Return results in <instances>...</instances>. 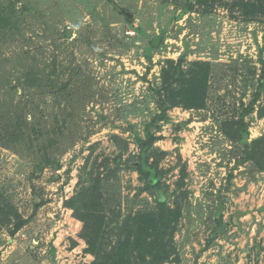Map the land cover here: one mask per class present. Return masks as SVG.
<instances>
[{"label": "rangeland", "instance_id": "1", "mask_svg": "<svg viewBox=\"0 0 264 264\" xmlns=\"http://www.w3.org/2000/svg\"><path fill=\"white\" fill-rule=\"evenodd\" d=\"M112 1L0 0L4 11L13 6L21 14L19 25L0 30V99L11 111L28 105V118L36 115L44 130L43 136L28 130L27 145L7 144L2 136L9 124L0 116V197L27 219L14 234L12 226L2 228L0 264L95 260L81 236L83 222L66 200L86 171L106 173V160L114 169L122 148L114 134L129 142L124 159L139 152L136 133L144 137L160 113L162 70L182 57L185 67L210 61L213 74L203 107H174L152 130L155 147L166 152L159 167L163 188L180 213L172 258L264 264V171L243 162L242 145L223 124L253 103L245 117L248 141L264 135V16L247 20L239 9L188 7L187 0ZM162 32L163 44L149 57L150 38ZM62 83L68 94L60 93ZM46 143L60 168L37 166ZM119 181L124 207L142 208L157 198L137 170L124 168Z\"/></svg>", "mask_w": 264, "mask_h": 264}, {"label": "trees", "instance_id": "2", "mask_svg": "<svg viewBox=\"0 0 264 264\" xmlns=\"http://www.w3.org/2000/svg\"><path fill=\"white\" fill-rule=\"evenodd\" d=\"M112 2L119 10L118 5ZM187 2L188 7L199 4L209 7L221 5L231 7L232 10L239 9L247 20L264 16V0H187ZM12 7L10 6L11 12L4 11V8L0 7L2 10L0 30L10 26L13 29L21 23V14ZM127 20L132 21L128 14ZM66 34L70 36L71 30H68ZM164 38V32L150 38L147 49L149 57H151V52L160 48ZM184 61L183 57L178 61L169 60L162 70L161 86L156 90L160 113L147 124L144 137L136 133L135 143L139 147V152L124 159L122 151L129 149V142L114 134L113 138L119 141V146L122 147L120 153L112 159L114 169H111L109 160H106L102 163L106 167V173L100 172L98 168L85 170V174L83 173L80 177L81 188L75 196L66 200V205L74 210L75 217L83 222L81 236L88 244L87 251L95 257L91 264L179 263L178 259L172 258V255L176 248L174 238L180 213H174L167 199L169 193L163 188L164 173L159 167L164 157L162 155L166 152L155 147L158 137L152 130L156 128L154 126H157L155 123L168 120V111L172 108L177 106L201 108L207 102L213 64L210 61L198 60L185 67ZM262 62L264 63V60ZM18 82L21 84L20 79ZM51 83L55 81L52 80ZM68 86L62 83L58 87L60 93L68 94ZM255 100L257 101L258 98L256 97ZM5 105L6 102L0 99L1 119L9 124L5 126L2 136L5 138V143L19 144L21 142L27 145L31 131L33 134L44 131L42 127H36V115L31 119L28 118L31 112L28 110V105L23 107V110L20 107L15 111L8 110ZM13 106L15 105L12 104L10 109ZM253 111L252 103L241 110L237 119L227 120L223 124L231 137L242 145L243 162H251L264 171V135L249 142V134L245 125V117ZM55 120L58 121L59 117ZM57 129L58 137L63 134L64 129L61 126ZM28 130H30L29 133ZM36 158L40 169L53 165L60 168V161L51 155L47 143L38 149ZM124 168L134 169L140 173V180L145 183L146 188L157 194L154 203L137 209L124 207L119 181V173ZM26 223L27 219L23 218L18 208L4 197H0V232L4 226H12V234H14ZM218 226L223 230L222 220L218 222Z\"/></svg>", "mask_w": 264, "mask_h": 264}, {"label": "water", "instance_id": "3", "mask_svg": "<svg viewBox=\"0 0 264 264\" xmlns=\"http://www.w3.org/2000/svg\"><path fill=\"white\" fill-rule=\"evenodd\" d=\"M128 15L131 17V13H128ZM136 164H138V163H136Z\"/></svg>", "mask_w": 264, "mask_h": 264}]
</instances>
